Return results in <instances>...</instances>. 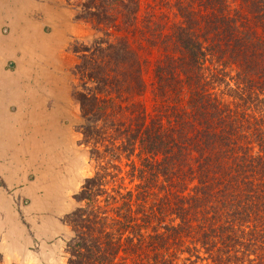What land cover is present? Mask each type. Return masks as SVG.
<instances>
[{"label":"trees","instance_id":"1","mask_svg":"<svg viewBox=\"0 0 264 264\" xmlns=\"http://www.w3.org/2000/svg\"><path fill=\"white\" fill-rule=\"evenodd\" d=\"M73 9L95 34L73 48L93 174L66 264H264V0Z\"/></svg>","mask_w":264,"mask_h":264},{"label":"rangeland","instance_id":"2","mask_svg":"<svg viewBox=\"0 0 264 264\" xmlns=\"http://www.w3.org/2000/svg\"><path fill=\"white\" fill-rule=\"evenodd\" d=\"M74 3L0 0L4 44L15 45L26 25L25 61L17 63L22 57L18 50L7 60L0 57L1 74L9 77L5 80L9 98L3 104L0 88V107L13 119L0 129L2 264H66L65 243L72 233L63 218L76 208L73 197L93 174L78 132L82 118L74 99L78 79L73 48L89 46L95 34L88 24L74 19ZM20 74L21 91L16 87ZM14 91L15 102L10 98ZM40 111L45 115L36 117Z\"/></svg>","mask_w":264,"mask_h":264},{"label":"crops","instance_id":"3","mask_svg":"<svg viewBox=\"0 0 264 264\" xmlns=\"http://www.w3.org/2000/svg\"><path fill=\"white\" fill-rule=\"evenodd\" d=\"M11 11H12V9H11ZM20 12H22V10ZM21 29H22V31L20 32L18 42H16L15 45H12V43L6 45V44H4L1 41V38H0V57H1V59H2V56H3L5 58V60H7V57L11 53H13L15 50H18V51H21L22 57L18 59V62L17 63L22 64V62L25 61V57H24L23 52H24L25 47H26V43L24 42V40L26 38L25 37L26 36V32L24 31V29H26V25L22 26ZM4 58H3V60L0 59L1 60V63H4ZM35 64L37 65V63H35ZM8 78H9L8 77V74H1V69H0V80H2L4 82V83L2 82L3 84H0V88L3 91H6L7 90L8 85H7V83H6L5 80L8 79ZM17 79H18V81L16 80L17 81L16 87L21 91V89H23V87H24L23 84H22V80H23L22 75L21 74L18 75L17 76ZM4 94H5V92H4ZM16 94H18V93H15V91L13 93H11L10 98H12L13 102H15L17 100V96H15ZM25 97H26V102L28 103L29 101H28L27 98L30 99V97L28 95H26ZM7 98H9V96L6 97V95H5L4 96V99L2 100L3 101V104H4V101ZM39 101H40V98L37 100V103H40ZM30 103H31V101H30ZM37 106L39 108V104ZM2 107L3 106L0 107V129L1 128L3 129V127H4V125L6 123H9L10 120L11 121L13 120L11 117L3 114L4 108H2ZM43 115H45L44 114V111H40L39 113L36 114V117H41ZM25 117H27V115H25ZM52 117H53V114H52ZM23 118L24 117H22V116L21 117L20 116H16L15 119L22 120ZM20 125H22V122L19 123V127H20Z\"/></svg>","mask_w":264,"mask_h":264},{"label":"bare ground","instance_id":"4","mask_svg":"<svg viewBox=\"0 0 264 264\" xmlns=\"http://www.w3.org/2000/svg\"><path fill=\"white\" fill-rule=\"evenodd\" d=\"M4 83V82H3ZM5 92V91H4ZM5 95V94H4ZM1 96H2V93H1ZM3 99H4V97H3ZM1 105V104H0Z\"/></svg>","mask_w":264,"mask_h":264}]
</instances>
